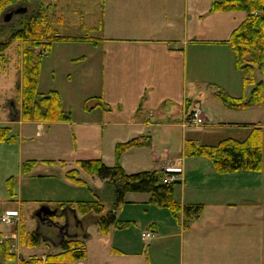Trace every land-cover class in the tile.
I'll return each mask as SVG.
<instances>
[{"label":"crops","instance_id":"crops-1","mask_svg":"<svg viewBox=\"0 0 264 264\" xmlns=\"http://www.w3.org/2000/svg\"><path fill=\"white\" fill-rule=\"evenodd\" d=\"M101 2V17L92 27L101 36L71 42L77 49L69 61L77 65V70L70 74V79L75 73L89 80L85 96L87 103L80 107L81 112L74 114L73 109L66 107L63 92L53 85L46 90L40 89L41 78L39 92L57 90L64 109L70 111V119L24 120L20 106L14 103V108L10 109L12 117L5 126L13 133V126L17 124L19 133H13L16 136L14 141L0 143H15L20 171L15 179L14 195L9 197L12 200L9 203L16 205L5 211H15L23 216V205L49 204L53 207L61 202L94 199H101L106 209L112 208V186L100 177L101 182L94 175H88L79 161L102 159L113 165L117 143L150 134V146L134 147L122 155L123 168L128 173L152 169L174 172L182 184L180 202L204 204L200 217L187 226L183 218L175 219L177 222L169 218L170 226L165 232L179 225L174 234H181L177 264H264V122L246 123L241 128L243 131L222 138L244 140L254 126H261L263 166L260 171L218 172L210 158L185 154L188 139L200 143L197 137H189L187 133L178 144L177 156L180 154V157L174 159L172 145L167 141L164 144L168 146L163 147L160 155L154 133L152 135L153 131H149L155 125H175L172 113L175 106H182V126L184 129L189 127L185 124V115L195 108L202 109L204 97L200 88L205 84L223 87L231 95L227 89L228 80L236 85L241 83L244 88L243 74L236 67L229 39L233 30L246 19L247 13L211 11L212 0ZM19 84L21 86L20 81ZM163 155L168 157L163 158ZM194 157L209 160H203L202 166H189L188 159ZM28 160H36V163L24 173L22 165ZM73 168L79 170L85 183L74 182L67 176V171ZM105 186L110 187L106 195L103 192ZM132 193H127L126 205L148 203L149 196H140L138 201L128 196ZM124 207L121 204V210L118 212L117 208L115 211L123 221L126 220L121 219ZM253 207L260 208L259 213L253 214ZM62 215L57 216L64 217ZM149 226L155 229L149 230L158 234L156 222ZM164 234H160L159 239ZM2 235L0 232L1 242ZM90 236L88 233L85 236L87 257L77 264L89 260L86 240ZM153 243L150 241L149 245ZM111 252L123 254L125 251L114 246Z\"/></svg>","mask_w":264,"mask_h":264},{"label":"rangeland","instance_id":"rangeland-1","mask_svg":"<svg viewBox=\"0 0 264 264\" xmlns=\"http://www.w3.org/2000/svg\"><path fill=\"white\" fill-rule=\"evenodd\" d=\"M101 1L42 0L43 5L39 6L38 2L33 0L28 4L31 10H35L34 13L36 15L40 14L43 8L50 4L51 7L50 9H46V14L47 25L52 30L51 34L53 36L62 35L67 37L53 39L51 41L50 52L43 56L40 71V89L46 90L50 85H53L54 88L63 92L64 104L66 107L73 109L74 114L80 113V107L87 103L85 96L88 93L86 92V85L89 80L81 78L75 73L72 76L73 78L70 79V74L77 70V65L69 61L72 52L77 49L76 45H73L71 42H74V38L77 37L89 38L101 36L97 30L92 29L101 17ZM15 6L16 8H22L25 4L19 3ZM19 17L20 15H16L12 17V20H17ZM8 33L4 32L0 34V40L5 39ZM4 53L6 58L3 63L4 68L0 74V126H5L7 124L6 121L11 119L10 109L11 107L14 108V103L21 107V86H19V81L21 82V41H14ZM255 77L257 80L264 79V72L256 71ZM222 84L225 85V83ZM227 87L233 95L243 94L244 91H246V95H249L253 85L243 88L241 83L240 85H236L234 81L228 80ZM200 91L202 92L201 96L204 97L202 98L201 110L207 116L205 124L200 126L189 125L187 122L189 112L185 115V124L189 127L184 129L182 126L184 122L182 106H175L172 111L175 125H155L149 128V131H153L151 132L152 135L154 133L153 137L156 149L158 152H161L160 155H162L163 147L168 146V144H164V141H167L172 145V149H170L175 159L178 153V144L181 143L185 133L188 136L190 135L189 137H197L200 143L216 144L224 137L235 136L237 132L243 131L241 128H244L246 123L264 122V104L254 105L248 109H231L224 105L216 95L219 91L229 93L223 87L215 88L205 84L200 88ZM156 115L158 116V113ZM235 124H241V126L237 127ZM13 133H19V126L17 124L13 126ZM15 148V143H0V232L3 234L1 240L4 242L6 239L11 238V251H14L18 258L22 255H43L49 252H57L60 250L57 243L62 241L60 226L65 223V216L69 218L70 224L64 231H67L70 235H81L84 232L81 233V230L77 226L74 227L76 219L73 217L74 212L71 205L51 207L57 210L52 220H39L34 211L36 207L39 208L40 206L35 204L32 206L23 205L24 215L21 216V213L20 215L18 213L14 223H5L4 219L1 218L5 213L9 212L8 210L5 211V209L15 207L16 205V203H9L12 200H9L7 183L8 178L13 176L16 184L15 179L20 171L17 163L18 153ZM164 156L168 157L167 155H163L162 157L164 158ZM180 156L179 154L177 157ZM206 159L204 157H194L189 158L187 162L189 166L191 164L202 166L204 164L203 160ZM163 160L165 159L161 161ZM99 180L101 182L100 178ZM88 181L91 184V181ZM181 185L179 183L175 186L176 198L178 200H180ZM109 188V186L104 187L103 192L105 195L108 194ZM128 196L139 201L141 199H139L140 196L149 195L148 193L134 192ZM126 202L123 203L125 207L124 214L121 217V219L126 218V220H124L121 227L116 229V232L114 231L116 226L110 227L109 236H107L109 233H103L96 223H90L87 226L86 233L91 235L86 240L89 260L83 261V264H177V261H179L178 237L181 234H174L179 229V225L176 229L170 230L168 233L165 232L168 231L170 226L169 218L173 222L175 220L170 210L166 207L157 206L149 200L148 203H129L128 205H126ZM120 207L118 208V212L121 210ZM109 209L111 208L108 207L107 210ZM259 211L260 208L253 207L252 209L253 214H257ZM62 214H64V217H62ZM57 215L62 216L59 218ZM153 221L156 222L157 227L159 226V229L156 228L158 234L155 232L156 235L154 234L152 240L144 241L141 238V234L149 229H154L149 226ZM22 222L25 224L27 232L36 231L40 227V232H42V243L40 246L21 245L20 230ZM175 222L177 221L175 220ZM163 233L165 234L159 239V235ZM150 241L154 243L149 245ZM114 246L125 252L123 254L111 252ZM17 257L12 260L6 259L0 251V264H17Z\"/></svg>","mask_w":264,"mask_h":264},{"label":"trees","instance_id":"trees-1","mask_svg":"<svg viewBox=\"0 0 264 264\" xmlns=\"http://www.w3.org/2000/svg\"><path fill=\"white\" fill-rule=\"evenodd\" d=\"M33 0H0V34L9 32L5 39L0 40V74L4 68V51L14 41H21V116L24 120L62 121L70 119V111L64 109L62 98L57 90L41 93L38 90L41 62L44 55L50 51L51 41L55 38H67L62 35H52L51 27L47 25L46 9L36 15L28 5ZM39 6L42 0H35ZM25 4L21 12H16L17 4ZM211 11H245L246 19L233 30L229 39L230 48L235 55L236 67L242 71L244 88L253 85L249 95L233 96L226 92L216 95L220 101L231 109H248L254 105L264 104V79L257 80L256 71L264 72V0H212ZM13 12L12 17L20 15L17 20H6L5 14ZM10 22V24H9ZM7 23V24H5ZM9 24V25H8ZM8 25V26H7ZM86 38V37H83ZM74 39H82L77 37ZM16 139L8 126H0V141L11 142ZM152 136L143 134L115 146L116 162L106 164L102 159L80 160V167L88 174L104 179L113 188L114 202L107 210L101 199L78 200L76 202H61L58 207L71 205L76 209L79 218L77 228L81 235L63 239L57 252L43 255L31 254L20 256L19 264H77L86 259L85 236L90 223L99 225L103 233H109L111 226L121 227L123 220L116 215V209L126 201L129 192L148 193L149 201L157 206L166 207L176 220L183 218V223L197 220L204 210V204H182L176 198L175 186L180 183L174 172L166 170H144L128 173L122 166V155L131 148L150 146ZM186 155L204 156L211 159L215 169L220 173H230L240 170L260 171L263 166V130L254 126L244 140L225 138L217 144H200L191 139L185 143ZM53 160H49L52 162ZM36 160L23 163L22 171L29 172ZM67 176L74 182L85 183L79 176L77 168L67 171ZM168 176H174L172 181H165ZM8 194L14 195V177L8 178ZM21 245L40 246L42 232L40 227L33 232H27L22 222L20 230ZM0 251L6 259H15L16 253L11 251V238L0 242Z\"/></svg>","mask_w":264,"mask_h":264},{"label":"built area","instance_id":"built-area-1","mask_svg":"<svg viewBox=\"0 0 264 264\" xmlns=\"http://www.w3.org/2000/svg\"><path fill=\"white\" fill-rule=\"evenodd\" d=\"M207 120V116H205L201 110V108H195L193 109L187 117V122L189 125L192 126H200L202 124H205V121ZM174 179V176H168L165 178V181H172ZM18 212L15 211H9L7 214L5 213L4 216L1 218L4 219L5 223H14L16 220V215ZM154 236V233L151 230L146 231L142 238L145 240H150Z\"/></svg>","mask_w":264,"mask_h":264},{"label":"water","instance_id":"water-1","mask_svg":"<svg viewBox=\"0 0 264 264\" xmlns=\"http://www.w3.org/2000/svg\"><path fill=\"white\" fill-rule=\"evenodd\" d=\"M25 8H16V12H21L22 10H24ZM13 15V12H7L5 14V18L6 20H9L11 18V16ZM56 209L51 208V206L49 204H42L35 212V215L38 217L39 220L41 221H45L46 219H51L53 218L54 215H56ZM73 212H74V217L76 219V225L78 224L79 218L78 215L76 213V209L73 208ZM70 222H69V218L67 216H65V223L62 224L60 226V233L62 236V240L65 239L66 236L68 237H72V236H77L76 235H70L68 234L67 231H62L63 228H67L69 226Z\"/></svg>","mask_w":264,"mask_h":264},{"label":"flooded vegetation","instance_id":"flooded-vegetation-1","mask_svg":"<svg viewBox=\"0 0 264 264\" xmlns=\"http://www.w3.org/2000/svg\"><path fill=\"white\" fill-rule=\"evenodd\" d=\"M64 229H66V228H63V231H64ZM60 237H61V233H60Z\"/></svg>","mask_w":264,"mask_h":264}]
</instances>
